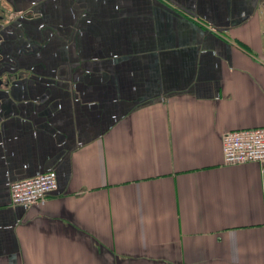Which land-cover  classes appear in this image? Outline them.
I'll use <instances>...</instances> for the list:
<instances>
[{
	"label": "crops",
	"instance_id": "crops-1",
	"mask_svg": "<svg viewBox=\"0 0 264 264\" xmlns=\"http://www.w3.org/2000/svg\"><path fill=\"white\" fill-rule=\"evenodd\" d=\"M258 126L264 0H0V264H264Z\"/></svg>",
	"mask_w": 264,
	"mask_h": 264
},
{
	"label": "built area",
	"instance_id": "built-area-1",
	"mask_svg": "<svg viewBox=\"0 0 264 264\" xmlns=\"http://www.w3.org/2000/svg\"><path fill=\"white\" fill-rule=\"evenodd\" d=\"M222 142L226 164L264 163V126L229 130L223 135ZM9 187L11 203L28 208L44 202L57 189L58 182L56 173L51 170L10 182Z\"/></svg>",
	"mask_w": 264,
	"mask_h": 264
}]
</instances>
